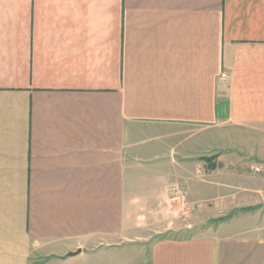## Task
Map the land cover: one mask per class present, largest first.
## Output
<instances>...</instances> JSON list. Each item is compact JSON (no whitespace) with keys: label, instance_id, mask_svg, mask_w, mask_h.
Listing matches in <instances>:
<instances>
[{"label":"crops","instance_id":"1","mask_svg":"<svg viewBox=\"0 0 264 264\" xmlns=\"http://www.w3.org/2000/svg\"><path fill=\"white\" fill-rule=\"evenodd\" d=\"M204 125L229 193L264 159V0H0V264H264V224L148 212L204 200Z\"/></svg>","mask_w":264,"mask_h":264},{"label":"rangeland","instance_id":"2","mask_svg":"<svg viewBox=\"0 0 264 264\" xmlns=\"http://www.w3.org/2000/svg\"><path fill=\"white\" fill-rule=\"evenodd\" d=\"M202 131L203 141L202 153L200 156L203 158V167H198L197 175L199 174V176L202 177L204 185L207 186L204 200L202 203L197 204L196 207H194V204H191L189 207L186 202L179 199L178 194L183 196L184 191L180 188L182 186L177 184L176 186H172L170 189V196L172 197H170V201L168 200L169 202L166 201L164 204L160 203V205L156 206V209H153L152 207V209H148V212L151 215H157L159 213L163 214L164 211V215H166L169 220L174 219L175 221H180V223L176 226L178 230H170V232L174 234H184V229H182L184 227L183 223L185 221L186 225L189 221H192L194 219L195 212L202 214V223L200 224L202 227L209 226L211 224L215 225L218 219L215 220L212 216L219 214H224L219 221L232 220L233 225L236 227H256L264 224L263 201L261 203H249L247 201L239 203L237 201L239 199L237 197L243 189H241V186L236 185H246V187L249 186L250 190H245L249 197L261 194L262 185L264 184V171L262 173L260 171H262L264 159H261L257 154L260 150L258 142L248 140L245 155H243L239 160L240 166L244 165V168L247 171L246 173L250 176V178L244 180L234 179V182H232L233 186H229L231 188L229 189V193L227 188H219V190H215V192H217L215 194L214 192L211 193L209 189L211 179L209 176L211 172L210 169L213 164H218L216 157H213L211 161L207 160V158L212 157L214 153L213 148L211 147L212 132L210 125H204ZM219 134L221 133L219 132ZM227 194L228 196H232L231 203L225 202ZM157 223L158 222H156V224ZM187 233L188 231L185 234Z\"/></svg>","mask_w":264,"mask_h":264},{"label":"water","instance_id":"3","mask_svg":"<svg viewBox=\"0 0 264 264\" xmlns=\"http://www.w3.org/2000/svg\"><path fill=\"white\" fill-rule=\"evenodd\" d=\"M80 252H81V250L78 249L76 252L70 253V255H75V254H78V253H80Z\"/></svg>","mask_w":264,"mask_h":264},{"label":"built area","instance_id":"4","mask_svg":"<svg viewBox=\"0 0 264 264\" xmlns=\"http://www.w3.org/2000/svg\"><path fill=\"white\" fill-rule=\"evenodd\" d=\"M257 170H259V169H257Z\"/></svg>","mask_w":264,"mask_h":264}]
</instances>
